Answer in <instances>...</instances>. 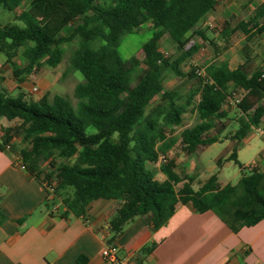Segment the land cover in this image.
Returning a JSON list of instances; mask_svg holds the SVG:
<instances>
[{
	"label": "trees",
	"instance_id": "obj_1",
	"mask_svg": "<svg viewBox=\"0 0 264 264\" xmlns=\"http://www.w3.org/2000/svg\"><path fill=\"white\" fill-rule=\"evenodd\" d=\"M217 5L218 0H0L4 11L20 9L13 20L0 23L1 66L10 69L15 82L44 66L55 68L72 43L67 70L83 77L73 88L75 106L62 94L49 98L44 93L32 100L23 91L11 96L0 88V118L18 121L14 133L25 144L19 151L21 162L44 184L46 207L59 201L61 217H82L94 201H117L108 245L135 217L158 229L179 204H190L196 213L211 211L233 233L264 220V170L249 165L235 184L223 186L212 174L194 189L195 178L178 174L167 156L176 143L168 134L191 112L196 121L179 133L181 152L191 155L228 139L233 142L230 152L216 164L231 160L241 170L237 151L264 117V67L247 73L241 65L229 69L223 60L182 70L201 47L191 43L193 37L217 49L204 29L195 28ZM145 23L153 32L141 45V55L122 59L117 47L123 37ZM240 30L246 41L264 32V4ZM235 31L225 21L220 31L224 44ZM163 36L175 44L178 54L172 60L159 51ZM166 75L194 78L195 85L185 93L168 90ZM155 99L159 101L150 107ZM229 108L236 128L222 135ZM261 129L264 133V124ZM1 132L0 152L7 145L13 150L11 128ZM45 154L51 160L41 169L36 159ZM160 158L162 180L151 167Z\"/></svg>",
	"mask_w": 264,
	"mask_h": 264
},
{
	"label": "crops",
	"instance_id": "obj_2",
	"mask_svg": "<svg viewBox=\"0 0 264 264\" xmlns=\"http://www.w3.org/2000/svg\"><path fill=\"white\" fill-rule=\"evenodd\" d=\"M243 1L218 0L215 9L200 19L195 28L204 29L218 49V41L224 43L220 31L225 21H229L232 29L246 28L262 0L260 3L249 0L247 4ZM233 34L223 46L231 43ZM193 39L201 45L200 49L202 45H210L196 37L191 41ZM229 47L222 54H217L214 49L212 61L225 60L229 69H235L246 61L247 56L232 44ZM260 54L252 53L249 57L255 59ZM2 58L0 56V88L8 94L16 90L18 93L27 91L29 76L22 83L12 80L9 89L5 86L4 75L11 71L7 66H1ZM258 65L254 70L263 67ZM17 125V120L3 118L0 122V136L1 129L11 128L10 145L14 147L0 152V264H264V220L233 233L214 213H196L190 204L177 205L166 224L154 231L141 217L130 220L113 244L117 262H107L101 251L108 245V224L118 202L94 201L82 217H61L59 201L46 207L48 199L44 184L20 168L19 151L25 144L14 133ZM174 145L167 151V156ZM254 163L263 171L264 155L258 156ZM36 164L41 168L37 159ZM197 181L203 180L196 178L194 189ZM149 245L148 252L142 251Z\"/></svg>",
	"mask_w": 264,
	"mask_h": 264
},
{
	"label": "rangeland",
	"instance_id": "obj_3",
	"mask_svg": "<svg viewBox=\"0 0 264 264\" xmlns=\"http://www.w3.org/2000/svg\"><path fill=\"white\" fill-rule=\"evenodd\" d=\"M249 0H244L243 2H247ZM261 0H256V2ZM248 3V2H247ZM246 3V4H247ZM264 4V0L261 1L259 6ZM245 8V7H244ZM20 9H16L13 12H7L0 9V23H5L13 20L15 14L19 13ZM249 16V15H248ZM247 16V17H248ZM153 29L149 23H145L140 27V29L134 33L128 34L123 37L119 46L117 47V51L122 59H128L131 56H140V48L141 45L151 36ZM243 33L240 28H236V31L233 34L231 43L229 45L235 46L236 49H240L247 58L243 66L244 70L247 73H251L257 63L264 67V34L263 35H255L249 41L242 39ZM220 37H218L219 39ZM193 39L192 42H194ZM75 43L67 46L60 64H58L55 68H50L48 66L42 67L39 71L31 73L28 79V90L24 92L27 94L29 99L37 100L44 93H49V98H51L52 94H62L68 96L73 106L76 104V99L73 97V88L74 86L83 80L82 75L77 71L67 70L68 68V58L71 50L73 49ZM218 49L217 54H222L229 47L223 46L224 43L220 40L218 41ZM159 51L166 58H170L171 60L176 57L178 54L176 51L175 44L173 41L167 37L163 36L162 40L159 44ZM216 50L211 45H202L200 51L193 57L191 63H187L182 67L184 73H187L191 69V65L194 66H204L213 60V55H215ZM261 53L259 55H255L256 58H250L249 56L252 53ZM3 59V58H2ZM15 62L21 66L22 61L19 58H15ZM258 65V66H259ZM67 70V71H66ZM64 73V74H63ZM5 78V86L9 89L13 83L11 81L13 79L12 73L7 72ZM195 85L194 78H178L174 76L166 75L165 79V88L168 90H175L179 93H185L189 91ZM37 87L36 92H32V87ZM18 91H13L9 93L11 96H16ZM241 93L236 94V97L239 98ZM159 100L155 99L150 107H153ZM149 107V108H150ZM147 109V111L149 110ZM228 118L229 120H224L223 122L226 124V129L222 132V135L228 133L230 130L236 128L235 123V113L231 108H229ZM3 121V118H0V122ZM196 121L195 115L191 112H187L183 115L182 124L174 128L171 133V138H176V144L174 145L171 152L168 154V158H171L177 164L175 171L179 172L180 175H183L184 172L193 176L195 179L205 180L210 175L215 174L217 178L218 184H235L240 177L242 171L243 173L247 172V166L252 164L256 158L260 155H264V133L261 129V126L264 124V117L262 118L261 125L258 129L253 130L246 138L243 146L238 150V161L241 164V170L239 167L231 160L222 161L221 165L218 166L216 164L217 158H226L230 152L231 146L233 144L232 141L226 139L220 142L212 143L208 146L199 147L195 153L192 155H185L181 152L179 141V133L184 127H189L193 125ZM19 136V135H18ZM19 138V137H18ZM38 162L41 164V169H45L48 167V162L51 160V155L48 154L40 155L37 158ZM163 159L152 165L151 167L155 171V178L158 180L163 179V176L158 171L159 163ZM61 161L60 159L57 162ZM250 166L254 168H259L257 163H254ZM182 182L178 183L176 188L181 187ZM195 186V185H194Z\"/></svg>",
	"mask_w": 264,
	"mask_h": 264
},
{
	"label": "built area",
	"instance_id": "obj_4",
	"mask_svg": "<svg viewBox=\"0 0 264 264\" xmlns=\"http://www.w3.org/2000/svg\"><path fill=\"white\" fill-rule=\"evenodd\" d=\"M196 73L198 75H202L203 71L201 69H196ZM31 90H32V92H36L37 87L34 86V87H32ZM8 148H9V146L7 145L6 149H8ZM20 168L24 169V165L22 163L20 164ZM49 190H51V187H49ZM115 251H116V249H115L114 245H107L106 247H104L102 249L101 254L107 262L116 263L117 258L115 256Z\"/></svg>",
	"mask_w": 264,
	"mask_h": 264
}]
</instances>
